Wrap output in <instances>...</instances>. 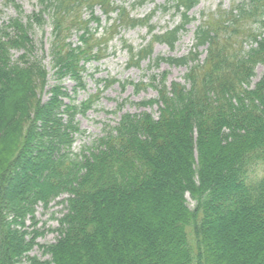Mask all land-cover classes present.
Returning a JSON list of instances; mask_svg holds the SVG:
<instances>
[{"label":"trees","instance_id":"16d2710c","mask_svg":"<svg viewBox=\"0 0 264 264\" xmlns=\"http://www.w3.org/2000/svg\"><path fill=\"white\" fill-rule=\"evenodd\" d=\"M96 2L40 0L26 22L0 27V264H264V76L252 86L264 65V0L220 9L196 27L194 48L207 50L202 63L163 59L189 71L185 84L162 82L158 98L144 104L158 105V118L127 113L87 155H74L75 117L85 103L67 107L60 84L44 100L49 74L30 30L50 18L53 68L68 76L82 57L70 32L82 27L78 12ZM199 2L167 0L132 18L129 25L147 28L150 39L140 50L125 43L130 64L151 58L156 43L174 49ZM160 9L179 22L157 34ZM114 12L123 17L126 9ZM86 49L92 55L94 42ZM13 50L23 51L15 62ZM62 196L59 238L43 246L50 260L29 256L41 234L27 221Z\"/></svg>","mask_w":264,"mask_h":264},{"label":"rangeland","instance_id":"374dc122","mask_svg":"<svg viewBox=\"0 0 264 264\" xmlns=\"http://www.w3.org/2000/svg\"><path fill=\"white\" fill-rule=\"evenodd\" d=\"M243 0H200L199 4L190 12L195 18L183 32L180 41L174 49L166 44L156 43L151 58L144 59L139 66L130 64V56L125 49V43L135 50L146 48L150 39L148 29L142 26L134 28L129 25L132 18H143L152 13L155 6L166 5L167 0H155L142 8L133 7L134 0H97L92 11L82 8L78 12L83 22L82 29L70 32L71 48L79 53L76 70L70 75L59 78L53 68L51 46L54 40L53 24L45 17V25L30 30V37L34 43V55L42 62L48 71V85L43 93L44 100L49 98V90L60 84L68 95L64 103L81 106L85 103V112L78 113L75 124L79 133L75 136L72 153L88 154L99 138L109 134L117 126L122 117L127 114L151 113L154 118L160 115L159 106L144 105L158 98V90L162 82L171 86L174 82L185 84V75L189 71L187 66L169 65L164 58H183L191 56L199 63L205 61L207 50L194 48V32L198 25L208 21V17L221 10H229L233 4H240ZM19 6L20 9H17ZM124 7L123 17L114 12L115 7ZM43 7L40 0H0V27L6 28L12 20L20 19L26 22V16L38 12ZM179 19L173 17L172 12L164 13L157 10L152 24L156 26V33L173 27ZM67 25L68 24H64ZM252 29L258 28V23H252ZM80 29L83 31H80ZM8 31V30H7ZM14 35L12 29H9ZM84 33V36L82 37ZM94 42L92 55H86V43ZM251 41L246 43V49L251 47ZM91 51V50H90ZM23 51L13 50L12 60L15 62ZM153 58V60H151ZM81 69V70H80ZM264 76V65L256 67V77L252 81L255 85ZM143 82L146 86L137 89L136 83ZM65 107V106H64ZM66 196L52 202L48 208L39 205L36 208L34 221H27L28 230H37L41 235L37 238V245L29 253L42 261L50 260L51 256L44 254L43 246L57 242L59 234V219L67 212L63 204ZM189 206L194 209L195 202L188 196ZM192 239V238H191ZM19 264H28L24 258Z\"/></svg>","mask_w":264,"mask_h":264}]
</instances>
